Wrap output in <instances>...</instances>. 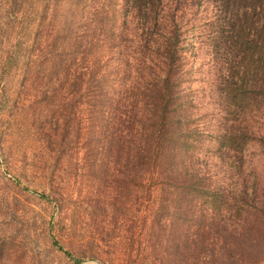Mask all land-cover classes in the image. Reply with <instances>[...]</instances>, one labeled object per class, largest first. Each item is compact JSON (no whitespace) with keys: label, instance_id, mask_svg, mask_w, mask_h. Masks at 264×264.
Returning <instances> with one entry per match:
<instances>
[{"label":"trees","instance_id":"16d2710c","mask_svg":"<svg viewBox=\"0 0 264 264\" xmlns=\"http://www.w3.org/2000/svg\"><path fill=\"white\" fill-rule=\"evenodd\" d=\"M211 2L210 40L222 60L217 128L191 113L192 45L184 43L182 14ZM0 38L3 69L22 71L16 101L37 137L18 155L1 131L2 161L40 181L39 196L55 204V246L82 264L67 248L81 242V206L55 170L79 140L78 168L93 179L85 225L97 236L95 258L264 264V252H249L250 242L264 250V172L245 158L258 143L264 155V0H0ZM254 119L263 120L256 127ZM215 160L232 173L211 168ZM125 204L133 219L116 238Z\"/></svg>","mask_w":264,"mask_h":264},{"label":"rangeland","instance_id":"374dc122","mask_svg":"<svg viewBox=\"0 0 264 264\" xmlns=\"http://www.w3.org/2000/svg\"><path fill=\"white\" fill-rule=\"evenodd\" d=\"M188 4H191V1ZM216 9L214 2L196 3V5L187 6L182 14L185 13L183 16L184 43L186 46L192 45L188 56H190L193 73L189 75L191 82L186 85V88L190 87L195 95L196 107L191 113H198L202 117L198 118V124L208 121V125H214L217 128L224 112L214 93L218 67L222 68V60L217 62L219 54L210 40L212 31L215 29L213 24ZM2 44L3 40L0 38V51ZM21 75L20 69L6 73L2 67L0 52V132L6 131L7 141H12L14 152L18 155L37 144L36 134L33 133L27 117L28 112L16 101ZM35 109L31 108V111L34 112ZM197 109H199L198 112ZM262 120L254 119L253 124L258 127ZM202 127H205L204 123ZM80 143L78 140L77 144H73L74 150L69 152L73 154V157L69 156L71 154L64 156L67 165L63 166L61 163L56 165L55 169L57 173L65 177L64 187L71 195L74 207L81 206L76 209V214L80 213V219L83 221L81 228L76 231L81 242H76L67 248L82 264H104L100 259L95 258L97 244V239L93 238V236L97 237L94 235L95 230L92 226L85 225L87 223L85 208L88 207L91 197L88 184H91L93 179L83 174L80 167L78 168L82 157ZM210 144L214 148L218 147V141L213 140ZM248 148L246 161L258 162L259 164L255 166L256 171L264 172V164H262L264 155L259 154L262 151V144H252ZM206 151L201 147L196 149L198 153ZM209 166L221 175L228 176L232 173L231 168L224 167L220 160H215ZM244 169L247 170L245 164ZM231 185L233 189L236 183ZM43 192L45 191L40 181L33 176L24 179L5 167L0 148V264H77L65 251L53 244L58 237V213L56 214L54 203H49L39 196ZM209 205L214 206L212 203ZM139 209L140 217H142L143 207ZM120 211L123 214L120 215L118 212L114 232L116 238L125 233V228L133 219L130 204H125ZM249 247L253 257L255 254L264 252L257 243L250 242ZM228 264H248V258Z\"/></svg>","mask_w":264,"mask_h":264}]
</instances>
